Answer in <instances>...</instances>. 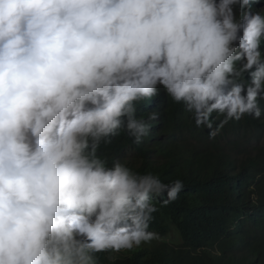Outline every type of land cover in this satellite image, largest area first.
<instances>
[{
	"label": "clouds",
	"instance_id": "obj_1",
	"mask_svg": "<svg viewBox=\"0 0 264 264\" xmlns=\"http://www.w3.org/2000/svg\"><path fill=\"white\" fill-rule=\"evenodd\" d=\"M161 92L210 140L264 123L260 0H0V264H117L164 242L151 225L183 180L105 150L142 143L160 114L138 105Z\"/></svg>",
	"mask_w": 264,
	"mask_h": 264
},
{
	"label": "trees",
	"instance_id": "obj_2",
	"mask_svg": "<svg viewBox=\"0 0 264 264\" xmlns=\"http://www.w3.org/2000/svg\"><path fill=\"white\" fill-rule=\"evenodd\" d=\"M153 110L160 115L148 121L142 143L125 131L105 150L142 161V171L151 168L164 182L180 177L184 187L155 214L150 230L164 242L122 255L117 264H264V143L255 136L264 135V123L248 116L210 140L209 130L196 128L181 106L170 107L163 92L138 105L137 114ZM173 227L181 243L171 241Z\"/></svg>",
	"mask_w": 264,
	"mask_h": 264
},
{
	"label": "rangeland",
	"instance_id": "obj_3",
	"mask_svg": "<svg viewBox=\"0 0 264 264\" xmlns=\"http://www.w3.org/2000/svg\"><path fill=\"white\" fill-rule=\"evenodd\" d=\"M260 5L264 6V2H261ZM255 136H259L261 139V142L264 143V135L255 134ZM251 142H252V144H255L254 141H251ZM170 239L172 242H176L177 244L181 243L180 235L174 227L172 228Z\"/></svg>",
	"mask_w": 264,
	"mask_h": 264
}]
</instances>
